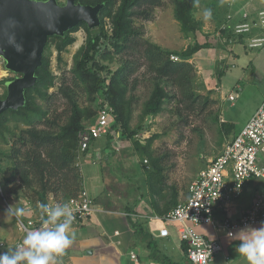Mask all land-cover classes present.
I'll use <instances>...</instances> for the list:
<instances>
[{"label":"trees","instance_id":"trees-1","mask_svg":"<svg viewBox=\"0 0 264 264\" xmlns=\"http://www.w3.org/2000/svg\"><path fill=\"white\" fill-rule=\"evenodd\" d=\"M75 2L90 6L103 5L99 13L100 24L97 28L89 29L82 23L62 37L49 38L41 65L35 73V85L25 91L24 106L16 111L7 110L10 114L0 118L2 143H8L5 134L11 133L13 127L19 124L25 126L18 134L12 135L13 140L8 151L0 152V199H5L8 203L10 201L19 203L18 207L22 208L25 201L46 204L51 197L56 200L75 197L83 188V180L76 166L79 156L78 133L84 127L83 120L93 115L92 112H88L86 117L87 111L84 112L79 107L77 87L83 85L89 95L95 97H90L92 102L96 98L101 99L99 107L107 105L112 112L115 118L113 127L120 131V137H126L128 142L131 140L134 150L139 152L141 157L149 159V165L147 164L149 168L144 165L148 172L143 189L146 190L154 214L163 216L179 203L178 191L172 186L171 193L166 195L162 160L151 156L153 152L150 151V145L157 135L147 139L146 145L133 140L135 132L129 131L131 99H125L127 86L132 77L143 68L144 74L149 76L152 82L151 95L144 104L143 114L156 116L165 110V105L173 106L171 111L185 126L188 120L186 117L182 118L184 114H195L200 117L217 103L209 94L202 96L194 91L195 68L188 62L196 51L209 46L195 43L189 45L186 50L176 53L162 49L144 37L143 27L135 26L134 19L152 22L155 9L162 7L164 0H75ZM173 3L176 6L174 17L181 30L187 34L199 30L200 24L192 16L196 0H173ZM104 17L111 20L112 31L109 37L104 31ZM80 27L87 33L86 50L69 71L72 74L70 85L62 78V83L55 86L56 76L49 70L45 49L48 42L54 40L60 62L61 55L74 42L71 33ZM113 54L119 56L118 68L114 72L107 66L97 64L98 56L112 60ZM171 55L177 56L178 61L170 60ZM103 70L105 74L102 73ZM169 87L171 90H167ZM51 89L55 91L49 93ZM36 98L46 103L60 98L65 103L64 109L61 113L41 110L35 104ZM112 139V135L106 137L105 148L112 149ZM96 143L93 142L92 145ZM88 150L80 156V160L87 155ZM136 205L138 201L129 204L125 212L134 234L143 236L144 231L140 224L131 218L136 215L134 214ZM182 244L186 254L187 245ZM10 249L16 250L14 247ZM8 250L5 253L9 254Z\"/></svg>","mask_w":264,"mask_h":264},{"label":"crops","instance_id":"crops-1","mask_svg":"<svg viewBox=\"0 0 264 264\" xmlns=\"http://www.w3.org/2000/svg\"><path fill=\"white\" fill-rule=\"evenodd\" d=\"M221 5L224 8L217 12L219 18L216 26L212 25L214 27L212 31L217 29L212 36L215 37L212 39V45L196 51L188 62L193 64L195 75L199 78L196 87L200 91L212 92V99L217 102L216 107L220 110V123L231 128L236 135L264 100V45L259 49H250L247 45L251 37H264V27L258 20V14L264 12V0H222ZM251 21L255 23L256 28H253L250 34L239 37L232 35L235 24ZM244 90L253 98V103L245 115L242 116V112L237 110L232 112L235 107L233 104L225 108V103L238 101ZM235 91L240 93L237 94ZM230 94L234 96L233 101L228 99ZM221 105L224 107L222 108ZM229 110L231 113L227 117L226 113ZM96 142L89 148L87 155L83 156V160H87L92 166L98 165L103 157L110 160L116 151H120L119 147L122 143L120 139L116 140L111 142V146L115 148L112 146V149H107L105 139ZM258 161L264 164V152L259 154ZM82 162L78 159L77 164ZM143 173V170L135 164L133 168L129 167V173L122 175L126 177L125 184L124 182L120 184L123 186L128 183L130 186H136L134 191L130 187L126 196L131 204L138 201L134 214L139 217V219L136 217V222L144 231L143 236L134 234L130 228L125 216L127 205L118 202L122 195L103 192L106 191V184L101 177L96 176L98 180L96 185L102 187L103 191L98 190V193L93 195L96 200L94 213L91 217L70 226L68 234L72 237V243L62 255L57 257V264H190L175 224L143 218L149 215V212L154 213L148 195L143 189L145 187H141L138 183L144 177ZM82 180L85 186L83 175ZM187 188L183 198L182 192L180 193L179 203L187 198ZM259 192L264 195V180H253L244 188L240 198L217 208L214 218L219 222L226 217L237 219L246 214ZM24 216H26L25 212ZM262 225L248 229H259ZM162 228L169 230L167 237L159 235ZM197 231L208 240L218 241L223 247L222 253L216 256L211 264H247V261L236 251L240 240L235 236L229 238L225 232L216 231L208 225L199 226ZM240 231H236V234ZM131 254L136 256L135 260L131 259Z\"/></svg>","mask_w":264,"mask_h":264},{"label":"rangeland","instance_id":"rangeland-1","mask_svg":"<svg viewBox=\"0 0 264 264\" xmlns=\"http://www.w3.org/2000/svg\"><path fill=\"white\" fill-rule=\"evenodd\" d=\"M60 4H64L65 0H58ZM222 0H196L194 9L192 10V16L199 25V30H196L192 34L184 33L181 30L180 24L176 21L174 17V11L176 6L173 0H164L163 6L155 9L154 20L152 22H144L140 19H134V25L137 27H143L144 37L156 45L160 46L162 49L170 50L176 53L186 50L189 45H212V39L215 38L214 34L217 29L212 31L216 26L219 15H217L218 10H223ZM117 5V4H116ZM210 9L211 16L206 18L204 16V11ZM115 10V8H114ZM104 31L109 37L112 31L111 20L109 17L103 18ZM222 31V30H221ZM71 38L74 42L67 47L66 51L61 55L60 62L58 61L57 52L55 50V41L50 40L48 46L45 49V58L49 64V70L56 76L55 86H59L62 83V78L71 83L72 74L69 71L72 69L76 61L82 56L86 50L87 33L83 27L77 28V30L71 33ZM105 41V40H103ZM113 59H106L103 57H97V64L107 66V68L114 72L118 68L117 58L119 56L112 55ZM3 71V72H2ZM0 94L2 93V85L12 77L4 71L3 61L0 59ZM105 74V70L102 71ZM193 89L195 92L200 93L202 96L209 94L212 98V92L200 91L198 87L199 78L195 75ZM229 77V76H227ZM197 86V87H196ZM232 86V85H231ZM76 89V88H75ZM152 90V82L149 80V76L144 74V69L139 70L129 81L127 86V93L125 95L126 100L131 99V104L129 109L131 110V118L129 122V131H134V139L141 143V145H146V140L154 135L157 138L150 145V151L152 157L162 160L161 166L164 171L162 175L164 176L165 192L168 196L171 191L170 188L174 186L178 191V197H184L186 194V188L195 177L196 172L199 169L205 168L209 161L219 156L224 146L227 142L231 141L234 137V133L231 128L227 125L220 123V110L217 109L216 105L210 108L206 113L202 114L200 117L194 115L184 114L183 119L186 117L188 120L187 125L181 122V119L176 116V114L171 111L168 105H165V110L160 112L156 116H145L143 114L144 104L149 100ZM167 90H171L169 87ZM55 89H51L49 93L54 92ZM235 93H237L235 91ZM238 92L237 94H239ZM77 101L79 107L85 111V116L87 117L88 112H92L90 117L83 120L84 124H89L94 120L101 99L96 98V102H92L86 87L83 85L77 87ZM35 96V94H33ZM94 97V96H93ZM92 98V97H91ZM95 98V97H94ZM250 100V101H249ZM100 102V103H99ZM253 103V98L250 94L244 90L240 95L238 101L232 103H225V108H229L230 104L235 107L232 112L241 111L242 116L246 114L247 109L251 107ZM35 104H37L40 109L48 111H57L59 113L64 109V101L60 98H55L49 103L39 100L36 98ZM223 108L224 105H221ZM224 108V109H225ZM230 110L226 113L229 117ZM10 113H6L3 118L8 116ZM65 120V119H63ZM222 125H224L222 127ZM25 126L19 124L17 127H11V133H6V141L8 143H2L0 140V152L8 151L12 143V135L18 134L21 129ZM244 127V126H243ZM119 150L116 151L114 156L108 160L101 158L98 165L92 166L87 160L82 158L81 164H77L81 177L83 175L85 186L83 187L89 192L93 197L98 190H102V187L96 185V176L103 179V183L106 184L105 190L103 192H112L114 195L121 194V202L123 205H129L132 202L126 196V193L136 190L134 185H120L122 182L125 184L126 177L123 174L129 173V167L133 168L135 164L143 170L144 177L139 180V185L142 187L145 183V177L148 172L149 159L145 156H140L139 152L134 150V146L131 140L128 142L126 137H121ZM121 148V149H120ZM125 148V149H124ZM128 148V150H126ZM115 151V150H114ZM78 161V160H77ZM146 161L147 163H145ZM148 164V165H147ZM80 165V166H79ZM148 168H146L145 166ZM82 172V173H81ZM98 174V175H97ZM101 180V179H100ZM146 191V190H144ZM131 194V192H129ZM111 195V196H114ZM115 197V196H114ZM116 198V197H115ZM169 199V197H168ZM19 203L10 201L9 206L18 207ZM8 207L4 200L0 199V239L7 242L11 247L18 241H23V234L19 231L18 225L15 221L14 216H10L7 213ZM22 217V216H20ZM9 247V255L14 252V250ZM20 264H25L21 261Z\"/></svg>","mask_w":264,"mask_h":264},{"label":"built area","instance_id":"built-area-1","mask_svg":"<svg viewBox=\"0 0 264 264\" xmlns=\"http://www.w3.org/2000/svg\"><path fill=\"white\" fill-rule=\"evenodd\" d=\"M258 20L264 27V12L258 14ZM253 28H256V25L252 21L240 22L233 26L231 33L237 37L244 36L250 34ZM247 45L250 49H259L264 45V37H251ZM170 60L178 61V57L171 55ZM228 99L233 101L234 96L230 94ZM114 119L107 105L98 108L94 121L84 124L78 133V159L92 146L93 142L106 139L108 135H112L114 141L120 139V131L113 127ZM261 152H264V100L245 126L231 141L227 142L222 153L210 160L208 165L197 173L187 188L188 196L184 201L163 216L149 212V215L143 218L175 224L180 242L187 245L186 258L190 264H211L216 256L222 253L223 247L218 241L208 240L200 234L197 231L199 226L208 225L216 231L225 232L227 237L233 238L234 236L230 237L229 233L236 234L238 230L264 224V195L260 192L255 195L250 210L239 218L226 217L219 222L214 218L216 209L240 198L244 188L250 182L264 180V164L258 161ZM4 202L9 208V203L5 199ZM40 204L41 202L38 201H25L22 208L26 216H14L19 231L24 236L26 229H43L44 221L49 220L47 211L41 209ZM46 204L49 208H54L57 204L61 206L66 204L73 211L72 225L91 217L95 208L94 198L84 187L75 197L57 200L51 197ZM136 217L131 216L133 221L139 219ZM63 219L61 217L58 221H50L47 227L52 228ZM159 235L167 237L169 230L162 228ZM20 243L22 241H18L13 247L16 249ZM9 247L11 246L6 241L0 239V254L5 253ZM131 259L135 260L136 256L131 254Z\"/></svg>","mask_w":264,"mask_h":264},{"label":"water","instance_id":"water-1","mask_svg":"<svg viewBox=\"0 0 264 264\" xmlns=\"http://www.w3.org/2000/svg\"><path fill=\"white\" fill-rule=\"evenodd\" d=\"M101 4H77L75 0H0V58L4 67L18 74L4 83L6 97L0 100V115L25 104V91L36 82L49 38L62 37L80 24L89 29L100 24Z\"/></svg>","mask_w":264,"mask_h":264},{"label":"clouds","instance_id":"clouds-1","mask_svg":"<svg viewBox=\"0 0 264 264\" xmlns=\"http://www.w3.org/2000/svg\"><path fill=\"white\" fill-rule=\"evenodd\" d=\"M204 16L209 18L211 10L204 11ZM41 209L47 211L49 220L44 221L45 227L37 230H25L26 235L22 243L16 246V250L11 255L0 254V264H57V257L62 255L66 248L72 243V237L68 230L73 223V211L64 204H57L54 208H49L47 204L41 203ZM23 208L9 206L7 213L10 216H22ZM54 227L48 228L49 222L58 221ZM230 237L235 236L240 240L236 251L247 261V264H264V225L259 229H244L238 234L229 233Z\"/></svg>","mask_w":264,"mask_h":264},{"label":"flooded vegetation","instance_id":"flooded-vegetation-1","mask_svg":"<svg viewBox=\"0 0 264 264\" xmlns=\"http://www.w3.org/2000/svg\"><path fill=\"white\" fill-rule=\"evenodd\" d=\"M1 59V58H0ZM2 60V59H1ZM4 64V63H3ZM4 71L7 72V74H10L12 77H10L9 80H13L15 77L18 76V74H15V73H12L11 71L7 70L5 67H4ZM0 96H2V98H0V100H3L5 97H6V88L4 87V84L2 85V93L0 94ZM26 100V99H25ZM14 111V110H12ZM10 111H5L3 114L0 115V118L3 117L6 113H8Z\"/></svg>","mask_w":264,"mask_h":264},{"label":"bare ground","instance_id":"bare-ground-1","mask_svg":"<svg viewBox=\"0 0 264 264\" xmlns=\"http://www.w3.org/2000/svg\"><path fill=\"white\" fill-rule=\"evenodd\" d=\"M3 72V71H2ZM1 73V72H0Z\"/></svg>","mask_w":264,"mask_h":264}]
</instances>
